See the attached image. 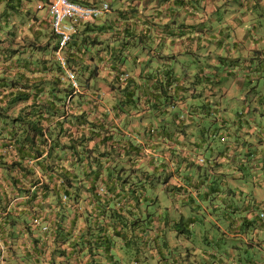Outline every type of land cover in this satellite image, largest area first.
I'll use <instances>...</instances> for the list:
<instances>
[{
	"label": "crops",
	"instance_id": "crops-1",
	"mask_svg": "<svg viewBox=\"0 0 264 264\" xmlns=\"http://www.w3.org/2000/svg\"><path fill=\"white\" fill-rule=\"evenodd\" d=\"M81 1L109 5V10L95 22L105 38L101 46H107L103 55L96 52L99 46H92L83 56L92 66L97 59L101 60L100 75L128 72L136 80L131 87L144 94L145 88L153 89L154 85L145 82L143 76L150 74L152 80L161 76L168 81L167 86L173 88L177 83L187 88L199 65L205 78L203 95L186 98L184 104L175 103V110L186 112L190 104L203 102L215 109L207 115L183 116L177 129L168 124L166 140L159 121L149 120L143 114L145 117L138 122V116L148 108L143 99L136 103L138 113L113 115L115 90L103 84L102 107L109 114L107 124L140 148L142 161L152 159L154 166L161 160L165 163L166 190L152 195L146 209L141 205L138 210L126 211L132 201L125 205V196L118 193L119 183L111 181L114 186L108 189L111 183L102 173L94 184V192L97 198L121 207V215L110 219L91 210V222L102 228L97 232L102 244L93 249V256L87 254L86 248L79 252L71 248L69 261L63 257L56 261L264 264V216H257L264 211V0ZM31 2L36 6L42 1ZM40 13L46 22L50 21L46 7ZM82 23L85 22L75 24L73 32L80 35L85 27ZM127 41L135 46H131L132 52L123 60L119 44ZM115 55L119 58L114 59ZM200 90L201 87L195 92ZM125 118L127 123L123 124ZM144 128H151V133L143 135ZM114 140L113 136L109 143H117ZM165 147L168 150H163ZM179 155L185 156L186 161H180ZM138 165L136 161L134 167ZM0 195L4 197L1 216L30 194L12 193V185L0 170ZM80 213L79 209L77 214ZM18 214L22 213H13ZM74 214H68L66 226ZM48 218L55 222L56 216L49 213ZM80 224L85 226L78 217L73 239L79 236L76 225ZM11 225L0 227V264H24L21 258L6 254ZM18 236L20 242L29 246L30 240L23 230Z\"/></svg>",
	"mask_w": 264,
	"mask_h": 264
},
{
	"label": "trees",
	"instance_id": "trees-1",
	"mask_svg": "<svg viewBox=\"0 0 264 264\" xmlns=\"http://www.w3.org/2000/svg\"><path fill=\"white\" fill-rule=\"evenodd\" d=\"M31 1L0 0V170L12 185V193L30 194L16 208L9 209L8 214L0 216V227L12 224L7 232L6 254L21 258L24 264H59L57 257L70 260L71 248L77 252L86 248L87 254L93 256V249L102 244V237H97L102 228L91 222V210L102 212L110 219L121 215V207L97 198L94 192V184L102 173L111 183L108 189L114 186L111 181L119 183L118 193L125 196V205L132 201L126 211L138 210L141 205L146 209L152 195L156 196L160 189L166 190L165 163L161 160V164L154 166L152 159L142 161L140 148L107 124L109 114L102 107V85L115 90L112 96L115 102L111 106L115 116L138 113L137 104L143 99L148 108L138 116V122L145 117L143 114L149 120L159 121L165 139L169 137V125L179 128L183 116L207 115L215 108L203 102L190 104L186 112L175 110V103L184 104L186 98L203 95L205 78L199 65L187 88L175 82L173 88L167 86L168 81L161 76H154V80L150 74L143 76L145 82L154 85L153 89L144 87V94L136 93L131 87L136 80L128 72L125 78L120 73L100 75L101 60L97 59L92 66L83 57L92 46H99L96 52L102 55L107 47L101 46L105 38L101 36V26L95 24L100 17L82 23L85 27L80 35L71 34L61 49V62L56 55L58 36L50 21L46 22L40 13L49 0H41L38 3L41 7ZM93 30L95 34H86ZM119 46L125 60L135 44L127 41ZM106 56L110 58V54ZM116 58L119 56L115 55ZM67 71L74 74L76 88ZM199 87L201 90L195 92ZM126 123L125 118L123 124ZM147 129H143V135L151 133V128ZM113 136L115 144L109 143ZM178 159L186 161L185 156L179 155ZM1 196L0 209H4ZM79 209L82 214H77ZM14 211L22 214L13 215ZM72 211L77 216L74 214L66 226ZM261 212L264 216V211ZM49 213L56 216L55 222L49 220ZM257 216L263 219L259 213ZM78 217L85 226L76 225L79 236L73 239L72 230ZM21 230L28 236L29 246L19 241Z\"/></svg>",
	"mask_w": 264,
	"mask_h": 264
},
{
	"label": "built area",
	"instance_id": "built-area-1",
	"mask_svg": "<svg viewBox=\"0 0 264 264\" xmlns=\"http://www.w3.org/2000/svg\"><path fill=\"white\" fill-rule=\"evenodd\" d=\"M37 7H41V5L37 4ZM46 10L50 18L52 30L57 34L59 39L56 55L63 62L60 52L62 47L70 40L74 25L81 22H92L101 17L109 10V5L107 2L86 5L73 0H49ZM127 75V72H123L121 78H125ZM67 77L76 88L77 83L74 74L67 71ZM62 198L65 199L66 195L63 194ZM260 215L263 216V213Z\"/></svg>",
	"mask_w": 264,
	"mask_h": 264
}]
</instances>
